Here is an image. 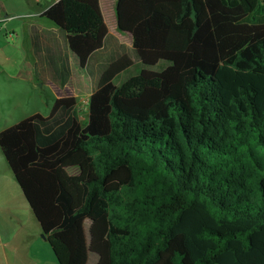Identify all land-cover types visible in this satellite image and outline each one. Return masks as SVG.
I'll return each instance as SVG.
<instances>
[{
  "label": "trees",
  "instance_id": "obj_1",
  "mask_svg": "<svg viewBox=\"0 0 264 264\" xmlns=\"http://www.w3.org/2000/svg\"><path fill=\"white\" fill-rule=\"evenodd\" d=\"M41 16L93 82L86 112L57 97L0 148L58 264H264V0H115L130 45L99 0Z\"/></svg>",
  "mask_w": 264,
  "mask_h": 264
},
{
  "label": "crops",
  "instance_id": "obj_2",
  "mask_svg": "<svg viewBox=\"0 0 264 264\" xmlns=\"http://www.w3.org/2000/svg\"><path fill=\"white\" fill-rule=\"evenodd\" d=\"M56 1L0 0V75L33 86L37 79L44 84H56L54 79L67 75L60 66L67 61L70 73L75 69L79 77L83 76L84 71L76 66L64 35L41 16ZM99 6L108 32L123 42L117 34L123 33L117 27L111 31L105 17V10L115 17V0H99ZM70 77L61 89L67 88ZM60 96L76 95L59 93L57 97ZM42 234L0 148V264H58Z\"/></svg>",
  "mask_w": 264,
  "mask_h": 264
},
{
  "label": "rangeland",
  "instance_id": "obj_3",
  "mask_svg": "<svg viewBox=\"0 0 264 264\" xmlns=\"http://www.w3.org/2000/svg\"><path fill=\"white\" fill-rule=\"evenodd\" d=\"M105 14L109 29L115 31L117 26L114 13L106 12L105 10ZM117 34L121 41L130 43L128 36L120 33ZM66 65L69 67L68 64ZM164 66H166V63L160 62L159 64L148 68L160 70ZM143 67L145 66L140 63H134L129 69L120 73L114 79L115 84L120 85L128 77L137 74ZM68 76L71 77L68 80L67 88L61 89L57 84H44L43 80L40 79H37L36 85L33 86L22 80L0 75V130L36 112L43 116H47L59 93L75 94V97H77L79 101L81 111L83 113L86 112V102L91 93V88H93V82L91 81L90 76L85 72L83 76L79 77V74L76 73L75 69L73 70V73L69 72ZM67 170L70 174L78 172L76 167H69ZM88 225L89 222L85 221L84 227L86 235H88ZM95 261L96 256L90 254L85 264H94Z\"/></svg>",
  "mask_w": 264,
  "mask_h": 264
},
{
  "label": "water",
  "instance_id": "obj_4",
  "mask_svg": "<svg viewBox=\"0 0 264 264\" xmlns=\"http://www.w3.org/2000/svg\"><path fill=\"white\" fill-rule=\"evenodd\" d=\"M44 236V234H42V237Z\"/></svg>",
  "mask_w": 264,
  "mask_h": 264
}]
</instances>
